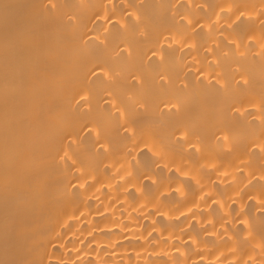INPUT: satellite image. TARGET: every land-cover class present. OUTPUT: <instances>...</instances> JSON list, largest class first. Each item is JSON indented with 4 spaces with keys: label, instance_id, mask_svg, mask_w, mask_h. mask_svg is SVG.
Listing matches in <instances>:
<instances>
[{
    "label": "bare ground",
    "instance_id": "1",
    "mask_svg": "<svg viewBox=\"0 0 264 264\" xmlns=\"http://www.w3.org/2000/svg\"><path fill=\"white\" fill-rule=\"evenodd\" d=\"M0 264H264V0H0Z\"/></svg>",
    "mask_w": 264,
    "mask_h": 264
}]
</instances>
